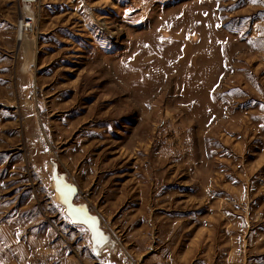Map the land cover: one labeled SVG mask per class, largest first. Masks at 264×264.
<instances>
[{"label": "rangeland", "instance_id": "obj_1", "mask_svg": "<svg viewBox=\"0 0 264 264\" xmlns=\"http://www.w3.org/2000/svg\"><path fill=\"white\" fill-rule=\"evenodd\" d=\"M0 264H264V0H0Z\"/></svg>", "mask_w": 264, "mask_h": 264}, {"label": "water", "instance_id": "obj_2", "mask_svg": "<svg viewBox=\"0 0 264 264\" xmlns=\"http://www.w3.org/2000/svg\"><path fill=\"white\" fill-rule=\"evenodd\" d=\"M55 186L60 201L66 208V214L68 215V217L73 222L83 224L88 227L93 237L94 235L97 236L98 239L94 237L96 241L102 242L103 239H105V242H107L109 238L103 235V233L99 229L100 219L97 216L91 214L87 207L73 204L74 199L78 193L76 188L77 186L71 183H67L64 177L59 174H55Z\"/></svg>", "mask_w": 264, "mask_h": 264}, {"label": "bare ground", "instance_id": "obj_3", "mask_svg": "<svg viewBox=\"0 0 264 264\" xmlns=\"http://www.w3.org/2000/svg\"><path fill=\"white\" fill-rule=\"evenodd\" d=\"M21 26L22 27H20V30H19V39L20 40H22L23 38H24V30L26 29V28H29V27H32V24H29L28 22H26V21H24V20H22L21 21ZM65 179V178H64ZM65 181L67 182V183H69L66 179H65ZM77 188V187H76ZM79 190H78V188H77V192H78ZM58 194V193H57ZM58 198H59V195H58ZM60 199V198H59ZM73 204L74 205H79V204H76L75 202H73ZM82 206H84V207H87L86 205H83V204H81ZM88 208V207H87ZM89 210V209H88ZM90 212V211H89ZM72 221V220H71ZM73 222V221H72ZM73 223H75V222H73ZM76 224H78V223H76ZM83 225V224H82ZM99 229H100V231L103 233V235H105L104 234V232H103V230L100 228V225H99ZM97 232V231H96ZM98 234V233H97ZM100 235V234H99ZM106 236V235H105ZM94 237L95 238H97V236L96 235H94ZM94 238V239H95ZM98 239V238H97ZM100 239V238H99ZM96 240V239H95ZM106 240L105 239H103V241L102 242H105ZM108 241H109V239H108ZM101 242V241H100Z\"/></svg>", "mask_w": 264, "mask_h": 264}, {"label": "snow or ice", "instance_id": "obj_4", "mask_svg": "<svg viewBox=\"0 0 264 264\" xmlns=\"http://www.w3.org/2000/svg\"><path fill=\"white\" fill-rule=\"evenodd\" d=\"M253 2H255V0H253Z\"/></svg>", "mask_w": 264, "mask_h": 264}]
</instances>
